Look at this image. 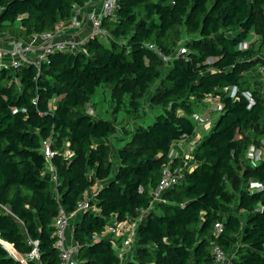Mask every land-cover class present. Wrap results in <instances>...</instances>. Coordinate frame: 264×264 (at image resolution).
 <instances>
[{"label": "trees", "instance_id": "trees-1", "mask_svg": "<svg viewBox=\"0 0 264 264\" xmlns=\"http://www.w3.org/2000/svg\"><path fill=\"white\" fill-rule=\"evenodd\" d=\"M89 1L0 0V34L27 39L51 31ZM102 28L107 36L89 38L84 51L56 53L40 69L0 70V239L24 258L38 241L39 261L27 264H60V208L75 212L90 189L109 181L74 226L78 264H120L113 237L96 236L114 217L137 219L147 210L128 264H213L215 245L233 264H264V192L250 190L251 180L264 183V163L246 159L264 135V96L251 88V71L264 62V0H119L116 18ZM246 41L249 48L240 49ZM148 44L166 55L187 53L167 64ZM158 80L151 100L164 113L129 132L115 173L106 142L114 125L85 105L109 85L139 106ZM211 96L219 97L221 116L199 144L194 168L154 202L162 170L181 165L170 157L173 146L196 134L193 115ZM47 139L55 171L42 152ZM0 264L24 263L0 244Z\"/></svg>", "mask_w": 264, "mask_h": 264}, {"label": "built area", "instance_id": "built-area-1", "mask_svg": "<svg viewBox=\"0 0 264 264\" xmlns=\"http://www.w3.org/2000/svg\"><path fill=\"white\" fill-rule=\"evenodd\" d=\"M90 0L85 7H75L73 15L64 22L56 25L51 31L35 34L30 36L28 39L13 38L9 43V50L0 49V59L6 58L0 65V70L10 69L17 70L21 67H27L34 65L40 69L44 63L49 62L52 55L56 53H78L84 51V41H78L74 39L71 30H76L79 25L77 16L86 10V17L88 23L92 27L91 37L105 38L107 36L106 31L102 28V22L105 18L115 19L116 12L119 7V0H98V8L94 7L93 10H88V7L93 3ZM71 36V37H70ZM73 37V38H72ZM250 46V42L246 41L240 45V49L246 50ZM147 47L162 57L163 61L169 64L174 58L179 57L182 54L187 53L185 47H181L172 55H166L153 44H148ZM259 71L264 77V62L259 65ZM231 95L236 93V88L228 89ZM249 101L254 102L252 95L247 94ZM213 111L221 112L222 105L215 107ZM197 126L207 123L210 119L208 116H204L200 113L193 115ZM42 152L48 160L49 167L52 171H55L52 165V159L56 155V151L52 148V140L49 139L43 143ZM69 152H66L68 154ZM171 158L179 157L178 154L171 151ZM246 159L253 166L257 167L261 163H264V135L262 136L259 145L252 144L246 151ZM184 178V172L180 167L173 168L170 165L166 166L162 170L160 182L156 189L153 190L152 195L154 202H161L163 193L172 187L178 185ZM57 180V179H56ZM56 182V181H55ZM250 190L252 192H264V183L251 180ZM91 199L86 197L79 205L75 212L68 213L64 208H60L59 214L54 222L56 243L55 247L59 250L60 264H78V255L80 252V245L75 241L74 236H70V223L74 222L75 217L78 214H83L88 210H92ZM145 219V217H139L137 219L118 220L117 218L111 219L105 231L101 235H97L96 239L103 238L106 236L113 237V244L119 255H124L130 249L133 248L139 224ZM223 224L217 222L214 230L217 235L223 232ZM34 249L28 254L26 258L17 256V252L14 249H10L5 245L7 251L16 257L18 260L27 264V261H39V242L31 241ZM213 254L215 261L213 264H233L232 256L219 245H215L213 248Z\"/></svg>", "mask_w": 264, "mask_h": 264}, {"label": "rangeland", "instance_id": "rangeland-1", "mask_svg": "<svg viewBox=\"0 0 264 264\" xmlns=\"http://www.w3.org/2000/svg\"><path fill=\"white\" fill-rule=\"evenodd\" d=\"M229 33H232V31H230ZM13 38H16V37H12L4 33L0 34V49L9 50L8 49L9 43ZM5 59L6 58L0 59V65L2 64V62L5 61ZM169 66L171 65H167L166 68H169ZM259 67L260 66H257L256 71L255 70L253 71L254 73H252L253 75L252 77L259 78L261 76ZM246 79L252 80L251 76L249 75H247ZM160 83H161L160 80H158L150 87V89L147 91L143 99L140 101L139 106L137 105L135 107H131L129 96L128 95H124V96L117 95V90L109 85H103L101 87H98L96 93L93 95L91 100L85 105L86 112L89 115H91L93 118L109 120L114 125V131L111 133V135L106 141L111 146L110 159H112L114 163L118 155L119 148H121L125 143L124 139L129 137V132L139 125L148 126V125L153 124L157 116L164 113V109L162 107L155 106L151 100L152 95L160 87ZM203 104H204L203 108L196 111V113H202L204 112V110H207L210 107L218 105L217 102H213V101L206 102V103L204 102ZM220 116H221V112H215L210 117L212 119L210 123H212V125L214 126L217 123ZM198 128L199 126H197V129ZM48 140L49 139L45 141H48ZM177 151L178 149L176 148V152ZM185 159L186 158H184V161H186ZM186 163L187 161L184 162L183 166L180 165L184 173L185 171H187V168L185 169L184 167ZM86 197H89V196H86ZM148 213H149V210L142 211L139 214V217H146ZM72 224L73 223L71 222L69 230L72 229ZM134 246L133 248H136ZM120 261L122 263L121 258H120Z\"/></svg>", "mask_w": 264, "mask_h": 264}, {"label": "crops", "instance_id": "crops-1", "mask_svg": "<svg viewBox=\"0 0 264 264\" xmlns=\"http://www.w3.org/2000/svg\"><path fill=\"white\" fill-rule=\"evenodd\" d=\"M92 2L93 3H91V5L88 7V10H93L94 7L98 8V4H99L98 0H94ZM86 13H87L86 10H82V12L77 16V19L80 22L79 25H78V28L76 30H74V31L71 30L74 39H76L78 41H84L85 42V41H87L90 38V35H91L92 27L88 23V19L86 17ZM254 70L256 71V69H254ZM253 71H251V73H254ZM253 80H252L251 88L253 87L256 90L257 89L260 90L261 91V96H264V77H263V75L261 74V76L259 78H254ZM211 101L217 102L218 103L217 106L220 105V101H219V97L218 96H216V97L215 96L208 97L207 99H205L204 102L206 103V102H211ZM217 106L210 107L207 110H204V112L200 113V114H203L204 116H208V118L210 120L207 123L200 125L199 128L196 130V134L193 137H191L190 139L175 143V145L173 146L174 152L176 154H178V156L180 158L181 166H183L184 162L187 161V163L184 166L185 169L187 168V171L192 170L194 168V165L196 164L195 152H196L199 144L201 143V141L203 139L207 138L210 135V133L212 132V130H213L214 126L212 125V123H210V121L212 120L210 117L215 112H217V111H213V109L215 107H217ZM205 111H207V112H205ZM208 132H209V134H208ZM176 148L178 149L177 152H176ZM184 158H186L185 159L186 161H184ZM188 159H190V160H188ZM120 163L121 162H120V158H119V154H118L116 159H115V173L117 172ZM188 169H190V170H188ZM107 182H109V181L98 182L92 189H90L88 191V193H87V196H89L88 198H90L91 200H95L97 192L102 188V186L104 184H107ZM81 219H82V214H78L75 217L74 222L72 224V229H70V236H74V226H75V224L79 223L81 221ZM0 244L5 247V242L4 241L0 240ZM7 246L12 250L13 245L10 244V246H12V247H10L9 245H7ZM13 249L15 250L14 247H13ZM133 249L134 248L130 249L124 255H119V252L117 251L118 256L122 259V263H120V264H128V262L133 258V255L135 256L136 249H134V250ZM17 256L23 257L21 254H17Z\"/></svg>", "mask_w": 264, "mask_h": 264}, {"label": "bare ground", "instance_id": "bare-ground-1", "mask_svg": "<svg viewBox=\"0 0 264 264\" xmlns=\"http://www.w3.org/2000/svg\"><path fill=\"white\" fill-rule=\"evenodd\" d=\"M5 245L7 246V245H9V244H6V243H5ZM9 246H10V245H9ZM12 249H13V247H12Z\"/></svg>", "mask_w": 264, "mask_h": 264}, {"label": "water", "instance_id": "water-1", "mask_svg": "<svg viewBox=\"0 0 264 264\" xmlns=\"http://www.w3.org/2000/svg\"><path fill=\"white\" fill-rule=\"evenodd\" d=\"M17 254H19V253H17Z\"/></svg>", "mask_w": 264, "mask_h": 264}]
</instances>
